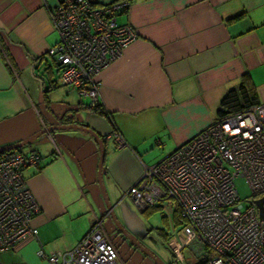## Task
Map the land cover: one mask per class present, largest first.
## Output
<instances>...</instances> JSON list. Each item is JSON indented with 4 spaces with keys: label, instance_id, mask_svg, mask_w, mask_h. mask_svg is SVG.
I'll return each mask as SVG.
<instances>
[{
    "label": "crops",
    "instance_id": "crops-1",
    "mask_svg": "<svg viewBox=\"0 0 264 264\" xmlns=\"http://www.w3.org/2000/svg\"><path fill=\"white\" fill-rule=\"evenodd\" d=\"M59 1L0 0V147L47 125L86 124L106 137V193L125 197L145 165L216 118L221 97L244 72L264 102V0H130L117 20L137 36L98 75L108 114L57 81L59 67L46 49L57 40L48 8ZM115 129L122 146L109 136ZM43 136L27 150L39 153L38 165L22 170L40 207L30 223L45 251L67 250L103 216L90 201L98 144L77 128ZM38 246L28 236L0 252V264H50Z\"/></svg>",
    "mask_w": 264,
    "mask_h": 264
},
{
    "label": "built area",
    "instance_id": "built-area-1",
    "mask_svg": "<svg viewBox=\"0 0 264 264\" xmlns=\"http://www.w3.org/2000/svg\"><path fill=\"white\" fill-rule=\"evenodd\" d=\"M129 4L60 0L48 8L57 40L46 54L59 67L57 81L74 85L91 105L101 103V69L137 36L129 22L117 20ZM110 135L119 146L125 143L120 131ZM39 161L35 151H0V252L30 236L39 243L37 256L50 264H126L103 227L104 216H96L70 249L45 251L30 223L40 207L22 173ZM236 176L249 185L247 203L239 197ZM126 194L140 209L164 199L174 202L183 218L182 234H174L171 244L178 259L193 243V252L205 254L197 264H264V216L255 203L264 194V102L216 117L168 155L145 165Z\"/></svg>",
    "mask_w": 264,
    "mask_h": 264
},
{
    "label": "rangeland",
    "instance_id": "rangeland-1",
    "mask_svg": "<svg viewBox=\"0 0 264 264\" xmlns=\"http://www.w3.org/2000/svg\"><path fill=\"white\" fill-rule=\"evenodd\" d=\"M83 100L88 102V97L83 96ZM74 129L66 128L67 131ZM43 135L23 144L19 150L27 152L31 144L42 141ZM97 147L94 175L97 194L96 198L90 197V201L102 216L106 213L107 207L105 196L97 181V166L100 156L99 145ZM102 183L106 190L103 178ZM234 184L242 202L247 203L252 195L245 178L236 176ZM106 196L112 206L113 216L110 213L105 215L102 224L126 264H156L155 258L162 264H197L204 259V252L197 255L192 251L193 243L183 248L181 259L174 255L171 239L174 234H182L183 218L171 199H164L155 206L140 209L129 195L121 197L118 194L109 197V194L106 193Z\"/></svg>",
    "mask_w": 264,
    "mask_h": 264
},
{
    "label": "water",
    "instance_id": "water-1",
    "mask_svg": "<svg viewBox=\"0 0 264 264\" xmlns=\"http://www.w3.org/2000/svg\"><path fill=\"white\" fill-rule=\"evenodd\" d=\"M68 116H71V113H68ZM55 128H77V129H82L85 131H88L96 140L97 144L99 145L100 148V156H99V161H98V166H97V181L99 182L100 186H101V190L103 192V195L105 196V204L107 207V211L106 213L103 215H107L108 213L112 214L113 216V211H112V206L110 205L108 198L106 196V190L104 188V185L102 183V165H103V160H104V141L106 139L105 136H101L100 133L98 131H96L94 128L89 127L86 124H80V123H74V122H65V123H58V124H51V125H47L42 127L41 129H39L38 131H36L35 133L21 139L18 142L15 143H11L5 146H1L0 147V151L5 150V149H16L19 148L20 146H22L23 144L33 140L34 138L38 137L41 134H46L47 132L55 129ZM255 203L258 205L259 207V213L261 216H264V194L258 198L255 199ZM149 253V252H148ZM155 263L156 264H162V262L160 260H158L157 258H155Z\"/></svg>",
    "mask_w": 264,
    "mask_h": 264
},
{
    "label": "trees",
    "instance_id": "trees-1",
    "mask_svg": "<svg viewBox=\"0 0 264 264\" xmlns=\"http://www.w3.org/2000/svg\"><path fill=\"white\" fill-rule=\"evenodd\" d=\"M239 16L240 14L236 15L233 18H238ZM257 102H261V101L258 98L255 85L253 84L249 73L244 72L240 82L236 86L229 88L221 97L219 101L216 117H220L224 115L226 112L239 110L241 108H244L250 104ZM88 105L89 107H91L94 110H97L98 112L108 114L107 109L101 103H97L95 105H91V104ZM16 149L19 150V148ZM178 211L180 213L179 209Z\"/></svg>",
    "mask_w": 264,
    "mask_h": 264
}]
</instances>
